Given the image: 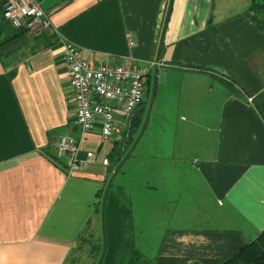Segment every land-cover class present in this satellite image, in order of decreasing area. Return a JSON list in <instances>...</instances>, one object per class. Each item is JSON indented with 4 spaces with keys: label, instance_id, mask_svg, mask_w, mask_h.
Wrapping results in <instances>:
<instances>
[{
    "label": "crops",
    "instance_id": "1",
    "mask_svg": "<svg viewBox=\"0 0 264 264\" xmlns=\"http://www.w3.org/2000/svg\"><path fill=\"white\" fill-rule=\"evenodd\" d=\"M250 1L38 0L59 35L1 22L0 264H223L264 231V24ZM66 41L93 63L159 55L139 137L145 101L117 144L98 124L84 134L73 170L55 147L80 136ZM118 153L128 154L105 194Z\"/></svg>",
    "mask_w": 264,
    "mask_h": 264
},
{
    "label": "built area",
    "instance_id": "2",
    "mask_svg": "<svg viewBox=\"0 0 264 264\" xmlns=\"http://www.w3.org/2000/svg\"><path fill=\"white\" fill-rule=\"evenodd\" d=\"M2 17L15 29H24L30 36L43 32L59 35L49 14L38 0H5ZM129 46L134 44L131 33H125ZM68 73V96L74 112L73 124L80 130L79 137L60 135L55 140L58 157L67 155V167L79 169L77 152L82 137L97 124L102 142H114L119 130L131 118L144 100L147 91L144 79L159 62L140 61L131 63H93L85 58V49L72 41H66L61 51ZM251 101V98H247ZM89 161L95 159L91 151L86 152ZM108 165V159H102Z\"/></svg>",
    "mask_w": 264,
    "mask_h": 264
},
{
    "label": "trees",
    "instance_id": "3",
    "mask_svg": "<svg viewBox=\"0 0 264 264\" xmlns=\"http://www.w3.org/2000/svg\"><path fill=\"white\" fill-rule=\"evenodd\" d=\"M2 8L0 10V24L2 21H4L2 17ZM248 9L253 13V18L258 24H264V0H251ZM19 30H21L20 32H25L24 29ZM2 31L3 29L0 25V34ZM19 33H16L13 36L18 35ZM13 36H11V38ZM6 41V39L2 40L0 38V46H2ZM139 122L140 121L134 120V118L132 119L129 127V134L135 131ZM129 138H131V136H129ZM114 143L117 144L118 141L116 140ZM122 158L123 156L118 153V157L115 159V167ZM223 264H264V231L259 232L254 239L243 245Z\"/></svg>",
    "mask_w": 264,
    "mask_h": 264
},
{
    "label": "rangeland",
    "instance_id": "4",
    "mask_svg": "<svg viewBox=\"0 0 264 264\" xmlns=\"http://www.w3.org/2000/svg\"><path fill=\"white\" fill-rule=\"evenodd\" d=\"M145 81V84H146V88H147V91L145 93V96H144V101H145V106H144V110H143V117H144V120H143V123L147 117V119L149 118L150 119V114H151V108H152V104H153V100H154V97H155V93H156V88H155V91H154V97H153V100L151 102V93H152V87H153V71H151L149 73V75L144 79ZM151 102V103H150ZM137 138V137H136ZM135 141V140H134ZM134 143V142H133ZM133 145V144H132ZM149 181V185H153V182L150 178L147 179ZM179 186L178 183H175L174 184V189H176L175 191H178L177 190V187ZM183 189L181 190L182 194L184 195L185 193V198L187 197V195H190L191 194V191H192V188L189 186L188 183H185L182 185ZM179 192V191H178ZM184 198V197H182ZM183 201H185L184 199H181ZM180 200V201H181ZM167 207L166 205H164V208ZM185 207V205H184ZM164 218H162V223L168 225L169 223L170 224H177V225H180V224H184L185 222L184 221V218L185 217H180L178 219L176 218H170V217H167V216H163ZM165 219V220H164ZM197 220V219H195ZM178 221V222H177ZM162 225V224H161ZM156 250L155 248H144L143 249V252H144V255L147 257V258H152L155 253H156Z\"/></svg>",
    "mask_w": 264,
    "mask_h": 264
},
{
    "label": "water",
    "instance_id": "5",
    "mask_svg": "<svg viewBox=\"0 0 264 264\" xmlns=\"http://www.w3.org/2000/svg\"><path fill=\"white\" fill-rule=\"evenodd\" d=\"M158 56H159V55L157 54V57H156L157 60H158ZM155 73H156V68L154 69V72H153V87H152V93H151V102H152V100H153V97H154V91H155V77H156V74H155ZM151 102H150V103H151ZM146 121H147V117H146L144 123L142 124V127H141V129H140V131H139L138 137H139V135L141 134V132H142L144 126H145ZM137 139H138V138H136V140L134 141L133 146L135 145ZM133 146H132V147H133ZM127 154H128V153H127ZM127 154L121 159V161L116 165L115 169L113 170L112 175H111V177H110V179H109V181H108V183H107V185H106L105 194H106V192H107V190H108V188H109V186H110V184H111V181H112L113 177L115 176V174L117 173V171H118L119 168L121 167V165H122L123 161L125 160ZM104 197H105V195H104Z\"/></svg>",
    "mask_w": 264,
    "mask_h": 264
}]
</instances>
